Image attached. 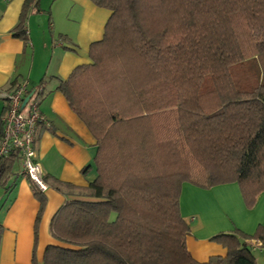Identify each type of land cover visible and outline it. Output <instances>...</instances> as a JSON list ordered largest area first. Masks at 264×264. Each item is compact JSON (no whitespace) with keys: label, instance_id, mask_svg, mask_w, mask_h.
Segmentation results:
<instances>
[{"label":"trees","instance_id":"trees-1","mask_svg":"<svg viewBox=\"0 0 264 264\" xmlns=\"http://www.w3.org/2000/svg\"><path fill=\"white\" fill-rule=\"evenodd\" d=\"M91 1L110 11L102 36L57 89L94 139L81 169L93 178L55 210L54 242L31 264H255L249 240L264 245V224L212 235L225 255L195 260L179 198L185 182H235L247 208L264 192V0ZM16 160L0 156L5 188ZM31 187L34 250L45 196Z\"/></svg>","mask_w":264,"mask_h":264},{"label":"crops","instance_id":"crops-1","mask_svg":"<svg viewBox=\"0 0 264 264\" xmlns=\"http://www.w3.org/2000/svg\"><path fill=\"white\" fill-rule=\"evenodd\" d=\"M24 1L0 0V115L6 106L2 93L26 81L28 90L38 98L43 117L36 127L35 157L47 189L33 250L39 206L31 187L34 184L21 173L19 164L17 172L12 170L8 176V188L0 185V264H31L33 253L40 261L45 246L54 242L50 219L66 199L74 197L62 186L56 189L55 179L82 187L93 178V172L83 175L81 169L91 161L94 139L57 86L75 66L89 61L88 47L101 38L110 14L91 0H38L37 7L27 12L22 39L12 29ZM179 207L189 227L186 248L200 262L226 253L225 247L210 239L212 235L235 229L252 234L264 224V192L247 208L235 182L208 189L185 182ZM255 241L249 240L254 246ZM262 254L255 264H264Z\"/></svg>","mask_w":264,"mask_h":264},{"label":"built area","instance_id":"built-area-1","mask_svg":"<svg viewBox=\"0 0 264 264\" xmlns=\"http://www.w3.org/2000/svg\"><path fill=\"white\" fill-rule=\"evenodd\" d=\"M39 90L37 91L38 94ZM6 103L1 114L3 123L0 139V156L10 151L17 152L20 171L40 191L47 189L43 179V171L35 157V139L37 124L43 120L38 98L29 91L26 81H21L12 89L1 95ZM27 99L24 101V98ZM256 248L264 253V245L255 241Z\"/></svg>","mask_w":264,"mask_h":264},{"label":"rangeland","instance_id":"rangeland-1","mask_svg":"<svg viewBox=\"0 0 264 264\" xmlns=\"http://www.w3.org/2000/svg\"><path fill=\"white\" fill-rule=\"evenodd\" d=\"M18 168H19V161L16 160L15 164L13 165V169H12L13 172H17ZM82 187H84V186H82ZM64 190L66 192L73 194L74 197H80V198L85 197L84 194L86 193L85 190L82 189L81 187H78V188H66V187H64ZM260 253L262 254V252L260 251L259 248L254 249L253 250L254 258H260L259 257L261 255ZM262 255H264V254H262Z\"/></svg>","mask_w":264,"mask_h":264},{"label":"water","instance_id":"water-1","mask_svg":"<svg viewBox=\"0 0 264 264\" xmlns=\"http://www.w3.org/2000/svg\"><path fill=\"white\" fill-rule=\"evenodd\" d=\"M27 99V97L24 98V101Z\"/></svg>","mask_w":264,"mask_h":264}]
</instances>
